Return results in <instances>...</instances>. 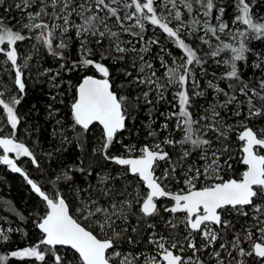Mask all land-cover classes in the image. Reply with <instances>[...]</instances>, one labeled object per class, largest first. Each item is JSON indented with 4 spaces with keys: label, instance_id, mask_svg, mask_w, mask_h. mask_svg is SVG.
<instances>
[{
    "label": "snow or ice",
    "instance_id": "1",
    "mask_svg": "<svg viewBox=\"0 0 264 264\" xmlns=\"http://www.w3.org/2000/svg\"><path fill=\"white\" fill-rule=\"evenodd\" d=\"M258 2L264 0H14L4 9L14 7L20 19L11 24L0 17V70L12 77V89L0 91V133L10 129L0 136V164L23 177L44 211L34 221L38 242L0 255V264L10 257L40 264H264V126H258L264 121V52L251 47L264 44V15L253 8ZM157 32L179 50L178 57L160 47ZM26 41L29 51L22 53L19 44ZM73 46L76 59H69ZM152 46L159 47V75L145 58ZM44 54L60 61L54 73L49 68L40 75L71 93L77 143L83 147L99 126L93 155L105 164L98 167L117 166L96 173L95 186H76L73 172H95L83 160L48 178L50 187L17 164L28 158L41 169L17 139V106L26 94L25 70ZM250 56L255 59L249 63ZM128 60L137 73L124 70L128 86L144 89L136 101L167 102L172 109L160 113L159 128L147 125L152 143L123 144L118 137L135 104L118 94L111 66ZM209 60L225 70L202 87ZM245 64L260 70L258 80L245 81ZM61 72L81 78L74 84ZM5 92L12 94L5 98ZM115 143L123 151L113 155ZM63 184L72 188L71 198ZM14 231L0 228V243Z\"/></svg>",
    "mask_w": 264,
    "mask_h": 264
},
{
    "label": "trees",
    "instance_id": "2",
    "mask_svg": "<svg viewBox=\"0 0 264 264\" xmlns=\"http://www.w3.org/2000/svg\"><path fill=\"white\" fill-rule=\"evenodd\" d=\"M13 4L14 0H6L5 4L0 5V17H4L6 23L16 24V21L20 19V13L14 7H10V10L7 12L4 11L5 8H9ZM253 8L254 12L258 15H264V2H258ZM232 11L230 7L226 18L231 16ZM16 26L17 28L19 27V25ZM151 35L152 31L149 30L146 33V37ZM157 35L161 41L160 47H166L172 56L178 57L180 55L179 50L168 43L163 34L158 32ZM123 38L132 39V37L127 36ZM189 42H193V40H189ZM195 44L196 42L194 46ZM139 46V44L135 45V47ZM251 47L256 51L264 52V44L261 42L254 41ZM19 48L22 53L27 52L29 51V43L27 41L23 42L19 44ZM204 51H207L206 47H204ZM158 52L159 47L152 46L151 53L146 54L145 58L153 63L159 75L163 73L164 69L160 67V62L156 58ZM164 58L169 62L171 61V56L169 55H165ZM69 59H76L75 46L69 49ZM254 59V56H250L249 63ZM59 63L60 61L46 54L34 56L30 62V67L25 70L27 75L25 81L26 94L21 104L17 106V111L21 118L17 139L24 142L34 152L40 162L41 169L37 170L28 158L19 160L17 163L33 180L50 187V185H47L48 178L66 169L74 168L83 160L86 165H91L95 169V172L93 176L88 177H85L79 172H73L72 175L76 186L84 187L87 182H91L95 186L96 180L94 177L96 173L114 171L117 166L108 164L103 168L98 167V165L105 164L99 158V155H93V149L100 146L102 130L99 126L92 127V130L83 141V147L77 143L75 139L76 132L71 127V100L69 99L71 93H65L63 89L52 88L49 84L48 77L40 75L45 69L49 68L54 73L58 70ZM131 63L132 61L128 60L127 62L111 66L115 89L118 91V94L128 96L133 104H135V107L130 112L129 118L126 120L125 130L120 132L118 137L123 144L143 145L152 143V138L147 135L149 130L147 125L151 124L152 128H159L164 122V117L160 113L168 112L172 109L167 102L157 103L154 101L153 104H145L142 98L139 102L136 101V96L140 95L144 89L128 86L127 81L131 78H125L123 74L124 70L132 71L133 76L137 75L136 71L132 69ZM206 67L208 74L206 77L200 79L202 87L206 86L208 79L213 78V73H215L216 77H219L225 70L223 66H218L212 60H209ZM243 72L245 74V81H256L260 78V70L250 68L248 64L244 65ZM61 77L65 80L71 78L75 84L79 82L81 74L71 73L69 75L61 72ZM11 80L12 77L10 74L0 70V91H3L5 88L12 89ZM121 85L124 86L121 87ZM221 86H224V83H221ZM58 92L61 94L57 95ZM11 94V92H5V98ZM54 95L56 99L52 100L51 97ZM211 96L212 93L209 90L208 99H211ZM167 98L168 100L172 99L171 92L167 93ZM49 105L52 106L53 115H49ZM258 126H264V121L259 122ZM9 132L10 129L4 127V131L0 133V136L8 135ZM163 135L164 133H161V136ZM176 135L179 136V133ZM64 137H67L70 142H65ZM231 138L234 141L233 150L238 152V146L235 143L236 136L233 134ZM121 143H115L113 145L111 154L116 155L123 151ZM236 168L239 171V165H236ZM117 186H119V183ZM61 187L71 198L72 188L68 184H63ZM43 211V205L39 198L31 192L30 186L26 184L23 177L12 173L5 165L0 164V228L7 229L11 227L18 229V231L10 234L9 241L0 243V255L8 254L11 251L22 249L38 242L41 234L39 229L35 227L34 221L37 219V213L42 214ZM21 216L23 219L20 218ZM124 247L127 248L129 246L124 245ZM142 247L144 245H138V248ZM61 251L65 250L61 249ZM9 264H40V262L34 261V258L21 260L10 257Z\"/></svg>",
    "mask_w": 264,
    "mask_h": 264
},
{
    "label": "rangeland",
    "instance_id": "3",
    "mask_svg": "<svg viewBox=\"0 0 264 264\" xmlns=\"http://www.w3.org/2000/svg\"><path fill=\"white\" fill-rule=\"evenodd\" d=\"M158 33V32H157ZM189 40H193V38L192 37H189ZM196 42V44H198L199 42L198 41H195ZM140 47V46H139ZM139 47H137V48H139ZM0 154H2V150H0ZM10 155V157L11 156H13V154H9ZM19 160H24V158H20ZM19 160H17V162L19 161ZM24 164V163H23ZM38 182V181H37Z\"/></svg>",
    "mask_w": 264,
    "mask_h": 264
},
{
    "label": "water",
    "instance_id": "4",
    "mask_svg": "<svg viewBox=\"0 0 264 264\" xmlns=\"http://www.w3.org/2000/svg\"><path fill=\"white\" fill-rule=\"evenodd\" d=\"M18 164V163H17ZM6 166V165H5ZM19 166V165H18ZM7 167V166H6ZM8 168V167H7ZM22 168V167H21ZM9 171H11L9 168H8ZM12 172V171H11ZM13 173V172H12ZM14 174H18V173H14ZM20 175V174H18ZM21 176V175H20Z\"/></svg>",
    "mask_w": 264,
    "mask_h": 264
}]
</instances>
